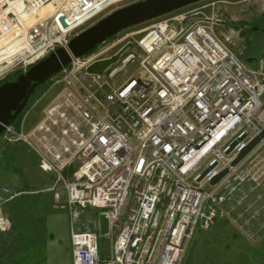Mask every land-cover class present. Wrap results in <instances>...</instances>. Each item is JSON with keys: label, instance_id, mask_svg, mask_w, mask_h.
<instances>
[{"label": "built area", "instance_id": "2783aa9c", "mask_svg": "<svg viewBox=\"0 0 264 264\" xmlns=\"http://www.w3.org/2000/svg\"><path fill=\"white\" fill-rule=\"evenodd\" d=\"M127 1L0 0V44L23 30L27 40L22 50L15 43L0 50V81L66 48ZM200 3L72 56L51 79L60 90L39 121L27 128L29 110L19 129L3 134L53 177L55 208L71 217L73 264H182L196 234L233 220L235 210L246 206L241 211L264 220V139L232 166L264 130V59L254 66L230 48L215 3ZM49 5L53 12L43 15ZM115 56L103 73L89 72ZM90 209L99 217L78 225ZM10 225L0 217V231Z\"/></svg>", "mask_w": 264, "mask_h": 264}, {"label": "rangeland", "instance_id": "374dc122", "mask_svg": "<svg viewBox=\"0 0 264 264\" xmlns=\"http://www.w3.org/2000/svg\"><path fill=\"white\" fill-rule=\"evenodd\" d=\"M137 1L140 0H128L119 4V7ZM208 3H215L219 15H222L221 19L226 22V27L220 28V37L235 52L244 56L251 42V34L245 30L246 26H255V23L264 26V0H208L196 6ZM53 10V5H49L43 11L48 14ZM25 32L23 30L20 34L16 32L6 37L0 44V50L13 43L17 44V49L22 50L21 46L27 44ZM59 90L60 87L51 85L49 91L30 109L27 128L39 121L44 107ZM9 147H12L9 150L15 160L11 167L0 169V217L11 223V229L0 231V241L4 238L9 245L12 244L10 254L13 255L3 263L53 264L57 260L52 257L54 255L59 264H65L67 253L71 254V217L68 211L55 208L54 193L50 191L54 179L40 170L37 155L25 144L16 143ZM262 186L264 188V184ZM244 208L232 213L233 220L218 221L210 230L197 233L182 264H264V229L261 228L264 220L261 217L252 218L250 210L241 211ZM99 215V210L90 209L82 215L78 225L84 223L86 227H91L89 219H97ZM250 231L255 240L249 239ZM53 241L57 244L56 248L52 246ZM100 246L108 250L106 238L101 239Z\"/></svg>", "mask_w": 264, "mask_h": 264}, {"label": "water", "instance_id": "95a60500", "mask_svg": "<svg viewBox=\"0 0 264 264\" xmlns=\"http://www.w3.org/2000/svg\"><path fill=\"white\" fill-rule=\"evenodd\" d=\"M203 1L205 0H140L121 7L73 38L68 45V49L58 48L55 52L34 64L15 81L0 85V138L5 133L6 128L13 125L25 110L37 89L68 66L71 63L72 56H84L93 51L99 44L126 29L139 26ZM61 22L66 27L65 18L62 17ZM118 57L115 56L110 60L97 62L89 68V72L103 73ZM246 137L247 135H244L235 140L227 153H231ZM263 139L264 130L241 149L232 166H237ZM213 167L207 169L201 178L207 175ZM228 172L229 170L226 169L215 176L212 184H217ZM100 227L101 234L106 235L109 231V223L104 214L100 216Z\"/></svg>", "mask_w": 264, "mask_h": 264}, {"label": "flooded vegetation", "instance_id": "af4514ba", "mask_svg": "<svg viewBox=\"0 0 264 264\" xmlns=\"http://www.w3.org/2000/svg\"><path fill=\"white\" fill-rule=\"evenodd\" d=\"M245 30H248V32L251 34L250 35L251 42L249 43L248 48H246V52L244 53V58L248 63L253 65L259 62L260 60H262V58H264V26L248 25L246 26ZM8 82H13V81H8ZM16 143H21V142H14V143L9 142L8 140L4 138L3 135L0 138V148H1L0 150V169L6 166L8 168L11 167V164L13 160H15V157H14V154L9 150L12 147L10 148L9 146L16 144ZM13 175H16V174H13ZM17 175H19V173H17ZM19 176L21 177V175Z\"/></svg>", "mask_w": 264, "mask_h": 264}, {"label": "trees", "instance_id": "16d2710c", "mask_svg": "<svg viewBox=\"0 0 264 264\" xmlns=\"http://www.w3.org/2000/svg\"><path fill=\"white\" fill-rule=\"evenodd\" d=\"M255 25L258 26V24L255 23ZM241 28H243V25L241 26ZM32 66H29L27 68V70H29ZM24 71H17L11 75H9L7 78H5L4 80L0 81V85L8 82V81H14L18 78V76H20L21 74H23ZM52 82L51 80H49L47 83H45L44 85H41L36 93L34 95H32L27 107L25 108V110L19 115V117L17 118V120L14 122V125L19 129L22 123L23 118L25 117V115L28 113V111L43 97L44 94H46L49 89L51 88ZM14 229L16 228L15 225ZM8 241L5 240L4 238H2V240L0 241V264H4L3 261L4 260H10L7 258H11L13 254H10L11 251V246L12 244H8ZM13 247V246H12ZM44 258L46 259V257L44 256ZM13 260V259H12Z\"/></svg>", "mask_w": 264, "mask_h": 264}, {"label": "crops", "instance_id": "0c3cea01", "mask_svg": "<svg viewBox=\"0 0 264 264\" xmlns=\"http://www.w3.org/2000/svg\"><path fill=\"white\" fill-rule=\"evenodd\" d=\"M22 194H25V192L22 193ZM52 243H53L52 246L56 248V247H57L56 242L53 241ZM69 245H70V248H71V243H70ZM55 248H53L54 251H55ZM48 253H49V255H50V253H51V247H50V246H49V248H48ZM52 257H54V258H56V259L58 260L57 256L52 255ZM57 260L54 261L53 264H59V262H58ZM49 263H50V262H49ZM64 263H65V264H73V260H72V251H71V254L67 253V258H65Z\"/></svg>", "mask_w": 264, "mask_h": 264}, {"label": "bare ground", "instance_id": "6f19581e", "mask_svg": "<svg viewBox=\"0 0 264 264\" xmlns=\"http://www.w3.org/2000/svg\"><path fill=\"white\" fill-rule=\"evenodd\" d=\"M49 13V12H48ZM42 14L43 15H46V12L45 11H42ZM66 49H68V46L66 47Z\"/></svg>", "mask_w": 264, "mask_h": 264}]
</instances>
